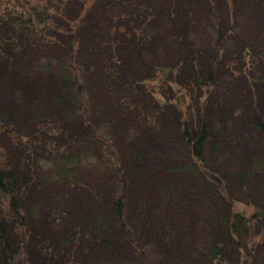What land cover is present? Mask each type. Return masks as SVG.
Segmentation results:
<instances>
[{
  "label": "trees",
  "instance_id": "obj_1",
  "mask_svg": "<svg viewBox=\"0 0 264 264\" xmlns=\"http://www.w3.org/2000/svg\"><path fill=\"white\" fill-rule=\"evenodd\" d=\"M43 1L26 17L0 15V264H147L154 238L160 264H264L262 34L228 31V61H247L230 102L219 93L224 48L189 36L199 18L217 28L264 0ZM162 77L180 97H152L145 81ZM247 129L256 144L245 154ZM224 148L234 167L221 166ZM116 179L120 194L104 196Z\"/></svg>",
  "mask_w": 264,
  "mask_h": 264
},
{
  "label": "rangeland",
  "instance_id": "obj_2",
  "mask_svg": "<svg viewBox=\"0 0 264 264\" xmlns=\"http://www.w3.org/2000/svg\"><path fill=\"white\" fill-rule=\"evenodd\" d=\"M81 2V1H80ZM43 0H0V15H5L4 18L11 19L15 18L16 15H20V12H24V16L28 15L29 10L33 9L34 12V6L37 8L42 7L44 4ZM51 10V9H50ZM32 11V10H31ZM6 12V13H4ZM48 12H50L48 10ZM39 13V11H38ZM37 14V13H36ZM50 19H48L47 23L49 24ZM214 19L212 18V15L206 19L205 17L199 18L196 21H194L193 26L190 28L189 36H191L195 41H203L210 45H215L217 42L220 43L221 47L224 49L221 50V57L218 61V66H220L219 69V84L224 87L225 89L228 88V95H225V92L220 93V98L225 100L226 97L229 96L228 101H235L238 100V89L240 87H244V81L241 80L238 77V70L241 68L243 63H246L247 61L243 59L242 57H238V54L233 55V59L228 61L229 53H227V49L231 50L235 46V42L232 38V36L229 34L228 31L233 30L235 35L238 36V31L241 32L243 29L246 33H250V31H258L261 32V40L262 44L264 45V10H262L258 5L255 10H250L247 12V10H244L242 13L236 15L235 19H227L223 18L221 22L218 24V27H214L213 25ZM242 27V28H241ZM155 29H152L154 31ZM238 38V37H237ZM160 52V51H159ZM170 55V53H169ZM225 65V68L223 66ZM234 72V73H233ZM250 73L248 72L247 75ZM239 78V79H238ZM168 81V78H166ZM164 78H154L149 81H145V84L147 88L149 89L151 95L156 100H159L160 103L164 102V98L171 99L180 97V93L178 91V86L174 82H172L169 79V84L165 85L166 83L163 82ZM163 84V87L161 86ZM203 98L208 99V97L202 92ZM217 96V92L214 93L212 100H215ZM185 101L188 103L189 99L188 96H185ZM191 101V100H190ZM210 116L213 120H217L220 117L219 111H211ZM261 118L264 120V107L261 110ZM231 120H228V124H231ZM233 124V123H232ZM241 136L245 139H249V144H245V154L247 151H249L250 148L255 147V137L252 136L251 130L247 129L243 132H241ZM1 147V146H0ZM104 158L107 157V153L103 152ZM218 159L220 160L221 166L225 168L234 167L237 163L236 156L226 148L222 149L218 152ZM94 163L93 159H89L88 162H86V167L92 173V164ZM93 174V173H92ZM90 174V175H92ZM155 178H158V176H154ZM257 182H263L261 177L256 178ZM233 183V182H232ZM72 187V186H71ZM110 190V192L104 191V196H112V195H118L120 194V191L122 189V183L120 180L116 179L113 180L110 187L105 186ZM104 188V189H105ZM135 192L130 193H124L125 198L123 199L125 201V205L123 207V213L122 217L125 223L127 224L126 227H129V229L132 230L129 224V217L131 215V208H133V200L135 197ZM79 197L83 198L86 203H90V197L87 193H84L82 195H79ZM233 210L235 212H239L245 217H250L252 213L254 212V207L250 204L244 203L240 200L233 202ZM208 210L207 207L203 209V214H207ZM63 222V221H62ZM192 242V239H191ZM194 249H202L203 242L200 240H195L193 243ZM192 247V248H193ZM144 253L146 256L147 264H160V261L163 257V250L158 245L157 240L149 239L146 241L144 246ZM176 257H179V254L173 256L175 259ZM15 264H22L20 259L15 258ZM202 264H207L203 261Z\"/></svg>",
  "mask_w": 264,
  "mask_h": 264
}]
</instances>
